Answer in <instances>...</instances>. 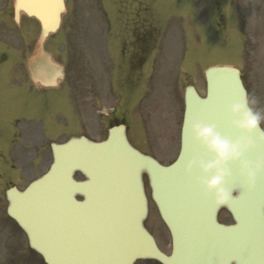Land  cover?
Returning <instances> with one entry per match:
<instances>
[{
	"label": "water",
	"instance_id": "obj_1",
	"mask_svg": "<svg viewBox=\"0 0 264 264\" xmlns=\"http://www.w3.org/2000/svg\"><path fill=\"white\" fill-rule=\"evenodd\" d=\"M21 11L40 24L35 50L27 59L29 74L34 82L56 85L62 67L44 51L43 42L59 27L64 0H14L15 21ZM205 80L204 96L192 86L185 89L181 146L170 165L133 148L122 126L111 128L101 142L81 137L51 143L50 170L23 191L7 190V212L23 227L29 245L49 264H132L143 255L164 261L142 224L147 206L141 175L146 172L172 236L168 264H264V174L252 190L233 174L229 183L235 198L225 207L234 222L223 225L215 220L219 207L195 182L198 171L183 172L188 157L203 154L188 133L187 121H214L232 134L225 108L245 90L238 69L231 66L206 69ZM217 97L220 103L210 107ZM75 170L84 178L75 179Z\"/></svg>",
	"mask_w": 264,
	"mask_h": 264
},
{
	"label": "rangeland",
	"instance_id": "obj_2",
	"mask_svg": "<svg viewBox=\"0 0 264 264\" xmlns=\"http://www.w3.org/2000/svg\"><path fill=\"white\" fill-rule=\"evenodd\" d=\"M238 1L163 0L161 24L164 30H170L162 32L158 38L163 41V46L158 45L149 52L147 67H144L146 75L139 81L124 76L128 70L120 55L112 66L111 60L107 59V47L97 49L90 45L92 26L105 25L99 23L98 18L103 15L102 9L88 10L97 12L98 16L84 12L76 18V0H68L59 30L45 42L46 50L64 65L66 73L57 89L49 92V100L48 90L34 89L26 69V59L37 41L39 24L24 14L18 23L14 22L13 0H0V142L5 141L0 149V161L7 165L5 173L0 170L1 264H42L40 257L30 251L23 232L6 216L3 188L10 184L22 188L46 169L51 161L49 141L78 134L81 126V131L91 138H102L113 120L123 118L133 143L168 163L178 149L184 88L192 84L204 94L203 72L210 65L229 64L242 68L248 92L255 94L260 106L264 107L262 65L252 66L244 61L241 53L236 18L241 9ZM144 2L148 12L143 17L151 23L155 0ZM254 2L264 9V0ZM255 9L249 0L246 11L253 18H260V12ZM221 13L224 17H234H230L229 24L222 26ZM125 20L116 15L115 23L121 25ZM257 24L264 26V21ZM243 32V52L244 49L251 51L256 45L262 59L260 63L264 64L263 31L248 33L244 29ZM100 39L103 41L101 46L107 45L104 39ZM111 67L115 68L114 71ZM255 68L261 70L258 78L254 76ZM33 92L39 95L40 103L26 100ZM127 92L133 95L131 104L126 101ZM93 95L94 102L91 101ZM84 100L85 114L84 110L83 113L77 112ZM115 105V113L110 117L102 113ZM81 115L82 125L76 122ZM13 133L17 137L11 136ZM11 163L18 168L17 171L8 170ZM77 177L81 178L80 175ZM222 217L230 220L228 213H222ZM147 223L154 227L152 218ZM154 230L163 234L156 226ZM1 253L4 254L2 258H6L2 261ZM14 255H21L23 260L20 262L22 258L19 260ZM23 256L27 257L26 262Z\"/></svg>",
	"mask_w": 264,
	"mask_h": 264
},
{
	"label": "clouds",
	"instance_id": "obj_3",
	"mask_svg": "<svg viewBox=\"0 0 264 264\" xmlns=\"http://www.w3.org/2000/svg\"><path fill=\"white\" fill-rule=\"evenodd\" d=\"M220 103L213 98L210 107ZM228 124L235 131L227 134L214 121L192 118L187 121L191 139L203 149L202 155L188 157L183 162V172L194 176L202 194L210 197L216 207L233 202L235 189L229 181L233 174L252 190L258 178L264 174V107L255 94L242 91L231 103L226 105Z\"/></svg>",
	"mask_w": 264,
	"mask_h": 264
},
{
	"label": "flooded vegetation",
	"instance_id": "obj_4",
	"mask_svg": "<svg viewBox=\"0 0 264 264\" xmlns=\"http://www.w3.org/2000/svg\"><path fill=\"white\" fill-rule=\"evenodd\" d=\"M100 0H93V4L99 2ZM114 1V0H113ZM124 5L127 8L126 16L129 19H132L131 25H124L118 28H112V32H121L128 33L129 40L123 41H114L113 43H120L122 48L124 49L123 54L128 55L129 61L133 63L135 66H142L146 61V45H145V37L148 32H155L158 30L157 25L147 24V18H144V13L147 11L146 3L144 0H125ZM108 28L111 29V26L108 25ZM126 48L133 49V51L125 50ZM136 78L141 79V76H137ZM145 183V181H144ZM145 192L148 199V215L145 220V226L147 229L154 235L155 240L159 246V248L166 254H170L171 252V237L166 225L163 223L158 209L154 204L151 194L150 188L145 184ZM222 213H226L225 209H220L218 212V217L220 221L226 222V220L222 217ZM152 218L154 220V227L150 226L147 223V220ZM155 226L159 228V230L163 233L160 235L157 233L154 228ZM24 257V261L26 262L27 257ZM23 260V258H22ZM135 264H163L160 261L153 258H144L139 259L135 262Z\"/></svg>",
	"mask_w": 264,
	"mask_h": 264
}]
</instances>
